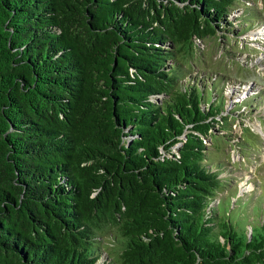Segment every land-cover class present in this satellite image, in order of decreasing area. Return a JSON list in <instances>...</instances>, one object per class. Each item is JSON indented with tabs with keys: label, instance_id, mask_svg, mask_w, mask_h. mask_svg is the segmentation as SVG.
<instances>
[{
	"label": "trees",
	"instance_id": "obj_1",
	"mask_svg": "<svg viewBox=\"0 0 264 264\" xmlns=\"http://www.w3.org/2000/svg\"><path fill=\"white\" fill-rule=\"evenodd\" d=\"M246 3L0 0V264H264V204L232 219L222 150L255 157L261 115L191 80Z\"/></svg>",
	"mask_w": 264,
	"mask_h": 264
},
{
	"label": "rangeland",
	"instance_id": "obj_2",
	"mask_svg": "<svg viewBox=\"0 0 264 264\" xmlns=\"http://www.w3.org/2000/svg\"><path fill=\"white\" fill-rule=\"evenodd\" d=\"M246 1L245 5L254 7L259 18H256L252 24L251 21L249 23V21L246 22L244 20L245 18H240L239 15L243 14L247 7L242 4L233 10L230 16L233 23L227 26L233 27L230 32L220 30L216 35L196 39L199 51L197 55L199 58L198 62H200L199 65L203 70L196 66L194 68L196 72L191 76V80H195V77H197L196 81L200 85H204L208 78H211L216 84L218 82L219 89H223V93H225L227 98L226 105L228 110H230L236 100L243 99L249 106L253 105L251 115H261L260 118L251 120L246 118V123L251 128L250 131L246 132L248 134L246 137L250 139V143L256 142V138L261 139L263 142L262 144L259 140V144L256 142L255 147L250 149L255 157H250L251 152H247L245 149L241 151V154L247 157L238 154L234 149H227L229 147L227 145L222 148L225 151L223 154L225 158L230 154V164L238 170L234 169L235 175L231 177L232 182L236 184L231 191L238 190L240 197L237 201L233 200L232 202L228 198L227 203L228 208L232 212V219H236L241 225L244 224L246 216L250 215L249 210L253 213H259L260 211L258 206H252L250 203L245 205L246 201L243 199L247 200V197H250L254 201L264 204V186L260 184L264 177V53L262 54L259 51L264 50V0ZM244 26H247L246 30L241 31L240 34L237 33ZM223 33L228 35L222 37ZM207 59L210 64H208ZM222 69H224L228 77L223 81L224 83L220 82L221 78L216 77V75H220L218 71ZM205 74L206 78L203 77ZM206 83L211 84L208 81ZM244 110L247 111L246 108ZM242 126L234 125V133L239 135L242 133L243 135ZM250 132L255 134L252 135ZM259 150L261 153L258 157L257 153ZM211 153L212 151H209V154ZM234 178L237 179L233 180ZM227 194L229 195L230 192L228 191ZM234 202L237 205L233 208ZM103 260L101 259L100 262Z\"/></svg>",
	"mask_w": 264,
	"mask_h": 264
},
{
	"label": "crops",
	"instance_id": "obj_3",
	"mask_svg": "<svg viewBox=\"0 0 264 264\" xmlns=\"http://www.w3.org/2000/svg\"><path fill=\"white\" fill-rule=\"evenodd\" d=\"M263 160H264V158H263ZM260 182H262V186H264V184H263V183H264V177H263V180H262V181H260Z\"/></svg>",
	"mask_w": 264,
	"mask_h": 264
}]
</instances>
